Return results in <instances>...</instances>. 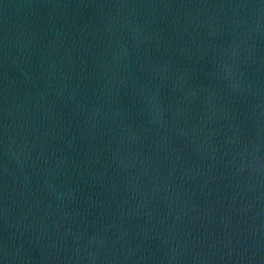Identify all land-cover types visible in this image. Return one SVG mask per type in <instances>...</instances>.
Instances as JSON below:
<instances>
[{"label":"water","instance_id":"water-1","mask_svg":"<svg viewBox=\"0 0 264 264\" xmlns=\"http://www.w3.org/2000/svg\"><path fill=\"white\" fill-rule=\"evenodd\" d=\"M0 264H264V0H0Z\"/></svg>","mask_w":264,"mask_h":264}]
</instances>
